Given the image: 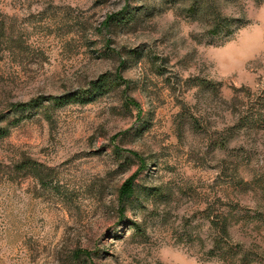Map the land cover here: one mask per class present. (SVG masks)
<instances>
[{"label": "rangeland", "instance_id": "obj_1", "mask_svg": "<svg viewBox=\"0 0 264 264\" xmlns=\"http://www.w3.org/2000/svg\"><path fill=\"white\" fill-rule=\"evenodd\" d=\"M192 2L0 0V264H264V0Z\"/></svg>", "mask_w": 264, "mask_h": 264}, {"label": "trees", "instance_id": "obj_2", "mask_svg": "<svg viewBox=\"0 0 264 264\" xmlns=\"http://www.w3.org/2000/svg\"><path fill=\"white\" fill-rule=\"evenodd\" d=\"M192 5H197V9L201 13H205L206 10H208L206 13L209 15H213V18L216 21L215 27H217V32L221 33L224 30L228 29L230 27V23L226 20V18H221L219 15H216L215 12H213L212 8L208 6V4H205L204 0H192ZM207 15V14H206ZM131 17V16H130ZM117 80H120L119 77L114 76L111 77L109 74H103L99 76V78L92 83V94L94 96L103 94L107 86H111L113 83H116ZM79 96L73 94L63 97H56V96H49L48 100H50L52 103H54L56 106H61L64 103H67L71 100L78 99ZM35 102H27V103H18L14 105V109L19 111H24L30 107H33ZM264 106V102H261V107ZM254 119L255 121H264V115H259L258 117H246L244 121H246L248 124L253 123ZM7 132L4 130L0 131V137L6 135ZM24 161L23 164L20 166V168H24L27 166H30V162ZM34 171L36 170V166L33 165ZM38 175V174H37ZM39 179H42V176H38ZM134 192V186H129L126 190V195L123 196V198L130 197ZM242 208L239 203L231 204L227 208L223 210L222 213L219 215H214L213 212L207 213V218L209 220V231L211 232V246L208 249V254L212 257H216L223 261L224 264H249L250 259L252 257V251L244 249V244H241L240 242H236L233 240V234L231 231V221L234 218L242 217L240 214L242 213ZM261 212L254 213L256 216H260ZM243 215V214H242ZM264 216V215H263Z\"/></svg>", "mask_w": 264, "mask_h": 264}]
</instances>
